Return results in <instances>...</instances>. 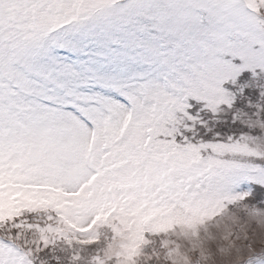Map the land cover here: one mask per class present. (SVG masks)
Instances as JSON below:
<instances>
[{"label":"snow or ice","instance_id":"snow-or-ice-1","mask_svg":"<svg viewBox=\"0 0 264 264\" xmlns=\"http://www.w3.org/2000/svg\"><path fill=\"white\" fill-rule=\"evenodd\" d=\"M0 264H264V0H0Z\"/></svg>","mask_w":264,"mask_h":264}]
</instances>
